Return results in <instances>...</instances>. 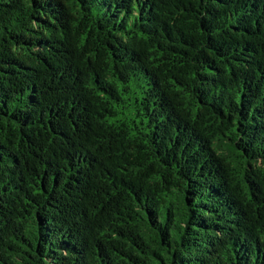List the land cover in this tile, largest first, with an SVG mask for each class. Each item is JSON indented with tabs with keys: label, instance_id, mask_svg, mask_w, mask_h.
Listing matches in <instances>:
<instances>
[{
	"label": "trees",
	"instance_id": "1",
	"mask_svg": "<svg viewBox=\"0 0 264 264\" xmlns=\"http://www.w3.org/2000/svg\"><path fill=\"white\" fill-rule=\"evenodd\" d=\"M0 264H264V0H0Z\"/></svg>",
	"mask_w": 264,
	"mask_h": 264
}]
</instances>
